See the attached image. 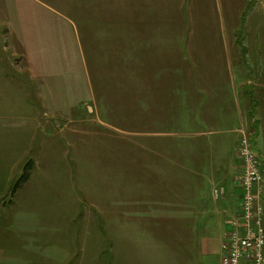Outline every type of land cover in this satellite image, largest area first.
Instances as JSON below:
<instances>
[{"label": "rangeland", "instance_id": "obj_1", "mask_svg": "<svg viewBox=\"0 0 264 264\" xmlns=\"http://www.w3.org/2000/svg\"><path fill=\"white\" fill-rule=\"evenodd\" d=\"M259 3L247 0L234 47V67L249 81L239 91L230 79L221 84L226 122L241 103L254 104L252 121L216 131L210 120L199 127L190 119L201 99L189 91L190 48L180 43L183 0H0V264H202L199 235L148 214L165 196V209L177 213L178 198L220 191L237 162L243 173L237 145L243 136L254 150L259 124L264 142V45L246 59L240 42ZM131 84L136 95L123 90ZM153 86L163 93L165 125L148 117L152 99L160 101ZM152 145L171 173L154 174L139 157ZM28 163L29 178L16 189Z\"/></svg>", "mask_w": 264, "mask_h": 264}, {"label": "crops", "instance_id": "obj_2", "mask_svg": "<svg viewBox=\"0 0 264 264\" xmlns=\"http://www.w3.org/2000/svg\"><path fill=\"white\" fill-rule=\"evenodd\" d=\"M246 3L247 0H183L184 6L180 7L184 17L182 23L184 24V32L183 34L181 33L182 41L180 43H184L190 48L189 51L186 50V54H190L189 56L190 59H192L191 63L193 67L190 71L191 74L189 77L191 80L194 79V83L192 89H189V91L193 94L195 92L197 96H200L199 99H201V104L195 106V109L199 106L197 113L194 115V118L190 119L194 120L199 127H202L200 125H205L208 123V120H210L211 123L216 126V131H219L221 127H227V129L233 127V125L240 127L245 122V119H251L248 115L250 107H254V104L251 103L248 106H245L242 103L238 104L236 106V111L232 108L233 111L229 115L231 117L230 122H226L225 113L220 114L222 108L229 105V103H227L229 102L227 101V97L229 96L226 94V89L221 86V84L225 82L223 79H230V84L232 87H235V90L239 91L242 90L239 88H245L243 79H247L248 73L247 71L234 67L237 62L241 60L240 56L239 58H236L234 47L237 44L236 40H238L240 36V21L246 11ZM261 27L264 28V0H260L256 9L252 13H249L248 18L246 17V23L243 26L244 32L240 37V42H242L243 47L248 50L246 59H250V51L253 49L259 53V50L257 51V49H255V47L258 48L257 44H260V47L264 45V30H262ZM137 33H140L137 35L143 38L144 35L141 32L137 30ZM199 33L206 37V40H197V35ZM212 40H215L214 46L210 44ZM218 41L219 44H217ZM226 71L227 74H224ZM247 80L249 81V78ZM131 81L134 83L133 79ZM165 83L166 81H163L162 83V85H165L166 87V89L164 90L163 88V90H167L168 92L169 87H167ZM151 88L152 95L157 93L160 97V101L159 103H155V100L153 101L152 99L153 103L151 108H149V105L147 106L148 117L150 119L152 115V123L159 122L165 125V122H167V116L161 112L165 110L164 105L161 106V103H164L163 93L159 92L158 86H153ZM180 89L182 88H179L178 95L185 92L184 89ZM123 90H128L132 95L137 94L135 93L137 90L133 87V84L127 89L123 88ZM210 94L218 95L217 99L209 98ZM179 98L183 99L184 96H180ZM250 98V101H253L252 97ZM207 99H210L211 101L205 103V100ZM153 104H155L156 110L159 111V116L157 115V117L152 113L154 110ZM207 106L211 108V115L209 117H204L202 110ZM130 109L131 117H137L138 109L135 110L136 108L134 107L133 102L131 103ZM183 110L184 109L181 110L182 113ZM254 117H256V115H254ZM156 118H158L159 121L155 122ZM185 118L186 117L183 116L178 118L181 121V124L183 123L182 120ZM206 120L207 122H205ZM232 121L235 122L232 123ZM251 121L252 120H250V122ZM260 127L261 124H259V127L257 126L255 130L254 151L257 157L261 160L264 169V142L259 140ZM152 135H156V133H152ZM159 135L165 136V133ZM139 157L149 159L146 163L149 168L153 169L154 174L164 175L171 173L169 171L170 167L167 165L166 160H164L166 156L163 152L156 151L154 145H152V148H149L146 156L139 155ZM179 157H182L181 153H179ZM158 158H163V160L155 161V159ZM151 163L154 166L151 167ZM174 169L178 173H185L183 171H186L182 164H179L178 168ZM241 174L242 169L238 167L237 162V167H235L230 174L232 178L229 182L215 187L224 189L225 195L222 198L214 199L212 196L214 188L211 189V186H207L204 193L201 195L200 193H197L189 202L186 199L178 198L179 211L177 213H175L176 209L172 211L165 209V207H168L165 201L167 198L165 196L163 198L164 202L162 209L150 212L148 215L151 216L154 221L179 222L180 230H188L192 238L195 237V235H199L203 244L199 246L201 249L198 250L201 263L219 264L221 258V243L228 231V222L235 216L239 203L240 189L237 186L236 180ZM199 188L200 185H198V187L194 186L195 191L199 190ZM207 193L210 195H207ZM204 194L207 198L203 197ZM187 222L191 223L189 227L187 226ZM189 234L186 233V231L180 232L179 237H181V239H186ZM182 245L186 247L185 242H182ZM179 248L181 249L180 243Z\"/></svg>", "mask_w": 264, "mask_h": 264}, {"label": "built area", "instance_id": "obj_3", "mask_svg": "<svg viewBox=\"0 0 264 264\" xmlns=\"http://www.w3.org/2000/svg\"><path fill=\"white\" fill-rule=\"evenodd\" d=\"M236 151L243 164L241 194L238 212L228 222L220 264H264V169L245 137L239 139ZM219 189L213 191L215 199L223 195Z\"/></svg>", "mask_w": 264, "mask_h": 264}, {"label": "trees", "instance_id": "obj_4", "mask_svg": "<svg viewBox=\"0 0 264 264\" xmlns=\"http://www.w3.org/2000/svg\"><path fill=\"white\" fill-rule=\"evenodd\" d=\"M30 170H31V166L30 163H28L25 167L24 175L20 178V180L16 184V189H18L21 184H24L28 180Z\"/></svg>", "mask_w": 264, "mask_h": 264}]
</instances>
